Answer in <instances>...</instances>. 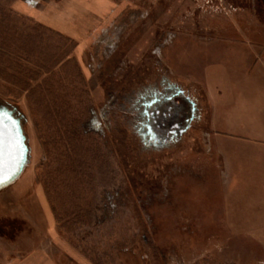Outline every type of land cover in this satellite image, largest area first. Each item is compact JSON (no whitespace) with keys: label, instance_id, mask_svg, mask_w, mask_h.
<instances>
[{"label":"rangeland","instance_id":"374dc122","mask_svg":"<svg viewBox=\"0 0 264 264\" xmlns=\"http://www.w3.org/2000/svg\"><path fill=\"white\" fill-rule=\"evenodd\" d=\"M98 1L102 16L79 27L64 14L77 0H0V106L14 109L29 148L0 190V264H79L80 254L87 264H264V225L253 224L264 199L245 197L209 149L195 78L264 45V0L84 3ZM102 31L118 38L95 54ZM159 48L178 83H195L200 120L181 147L150 153L121 124Z\"/></svg>","mask_w":264,"mask_h":264},{"label":"crops","instance_id":"0c3cea01","mask_svg":"<svg viewBox=\"0 0 264 264\" xmlns=\"http://www.w3.org/2000/svg\"><path fill=\"white\" fill-rule=\"evenodd\" d=\"M81 1L77 0L75 5L67 4V10L64 13L66 16L68 15L67 21L80 23L79 27L88 22L87 16L90 15V12H96L102 16L103 13L100 11L106 7L101 1L93 2L87 7L84 3L85 0ZM75 14L79 17L74 18ZM68 28L70 31L72 30L70 27ZM104 32L102 31L96 37ZM208 32L210 31L206 33ZM197 33L199 36V32ZM201 35L203 37L202 33ZM177 39L178 36H174V41ZM105 47L110 46L98 43L95 54L98 50H104ZM160 50L161 48L158 49V53L154 57L151 54L145 63L146 70L142 72L145 77H142L148 82H151L152 78L158 77V74L160 78V72L164 70L169 71L172 79L176 80L174 68L172 69L168 64L167 48L164 49V54ZM243 50L236 60H230L229 63L226 62L223 65L221 74L214 69L210 72L209 67H205V72L202 73L203 78L195 77V73L191 75L197 79L196 85L202 89L207 107L209 134L207 144L209 143V149L217 154L223 171L231 172L233 181L238 183L240 191L245 193V197L264 199V45L249 46ZM108 52L112 53L111 48ZM120 62L122 63H117L119 66L116 68L124 69L125 62ZM128 68L130 69V67ZM125 73L123 72L122 75H129L128 72ZM139 74L141 73L133 74V79L140 76ZM191 85V87L186 86L187 90L200 103L192 90V88L195 89V83H191ZM184 87L182 86V88ZM219 195L221 196L220 193ZM253 213L259 218V221L253 224L264 225V210ZM46 257L48 258L46 261L40 259V256L30 255L29 259L21 257L17 260H5L4 262L6 264H56L53 259L51 260L52 257L48 255ZM66 257L69 258V256ZM87 261L85 256L78 255L77 263L87 264Z\"/></svg>","mask_w":264,"mask_h":264},{"label":"flooded vegetation","instance_id":"af4514ba","mask_svg":"<svg viewBox=\"0 0 264 264\" xmlns=\"http://www.w3.org/2000/svg\"><path fill=\"white\" fill-rule=\"evenodd\" d=\"M108 33L98 36L97 43H105L106 38L111 42L118 38ZM166 38L163 43L167 42ZM160 74L154 83L144 80L129 88L125 101L130 116L123 119L121 124L126 132L133 135L140 149L150 153L181 147L189 131L200 120L198 102L190 91L172 79L169 72L164 70ZM92 126L99 127L93 123ZM118 127L115 126V129Z\"/></svg>","mask_w":264,"mask_h":264},{"label":"water","instance_id":"95a60500","mask_svg":"<svg viewBox=\"0 0 264 264\" xmlns=\"http://www.w3.org/2000/svg\"><path fill=\"white\" fill-rule=\"evenodd\" d=\"M29 148L14 109L0 106V190L13 184L28 164Z\"/></svg>","mask_w":264,"mask_h":264}]
</instances>
